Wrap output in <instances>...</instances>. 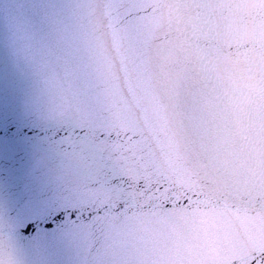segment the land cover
<instances>
[{
  "label": "snow or ice",
  "instance_id": "snow-or-ice-1",
  "mask_svg": "<svg viewBox=\"0 0 264 264\" xmlns=\"http://www.w3.org/2000/svg\"><path fill=\"white\" fill-rule=\"evenodd\" d=\"M0 81V264H264V0H0Z\"/></svg>",
  "mask_w": 264,
  "mask_h": 264
},
{
  "label": "water",
  "instance_id": "water-1",
  "mask_svg": "<svg viewBox=\"0 0 264 264\" xmlns=\"http://www.w3.org/2000/svg\"><path fill=\"white\" fill-rule=\"evenodd\" d=\"M22 119L8 86L0 81V179L18 182L29 165L27 154L30 130L18 132L17 121ZM11 129V131H9ZM49 190H45L46 195ZM46 198V196H45ZM32 229L25 231L29 235Z\"/></svg>",
  "mask_w": 264,
  "mask_h": 264
}]
</instances>
